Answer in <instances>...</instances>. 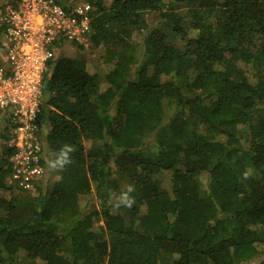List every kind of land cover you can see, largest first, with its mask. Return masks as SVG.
<instances>
[{"label": "trees", "instance_id": "trees-1", "mask_svg": "<svg viewBox=\"0 0 264 264\" xmlns=\"http://www.w3.org/2000/svg\"><path fill=\"white\" fill-rule=\"evenodd\" d=\"M86 1L112 68L50 61L39 126L58 177L20 197L0 155V264H264V0Z\"/></svg>", "mask_w": 264, "mask_h": 264}, {"label": "built area", "instance_id": "built-area-1", "mask_svg": "<svg viewBox=\"0 0 264 264\" xmlns=\"http://www.w3.org/2000/svg\"><path fill=\"white\" fill-rule=\"evenodd\" d=\"M97 9L87 2L11 0L0 4V155L8 157L5 184L34 193L46 175L39 121L44 78L54 52L81 44Z\"/></svg>", "mask_w": 264, "mask_h": 264}, {"label": "rangeland", "instance_id": "rangeland-1", "mask_svg": "<svg viewBox=\"0 0 264 264\" xmlns=\"http://www.w3.org/2000/svg\"><path fill=\"white\" fill-rule=\"evenodd\" d=\"M8 1H11V0H0V4L4 2H8ZM70 1L72 0H66L67 3ZM74 1L87 2L86 0H74ZM102 3L104 7H109L111 0H102ZM96 14H97V11L95 13V16ZM144 17L147 23L149 24L150 29L160 27V24H162L160 15L157 12H147L144 14ZM166 27L168 26L162 24L160 28H162L163 31L165 30L167 34H170V32L168 31ZM169 36H172V35H169ZM135 40L139 42L140 38L137 37ZM60 55L71 56V57L78 59L79 65L82 66L84 69H86L90 74H98L99 76H104L112 68L111 64L106 63L98 58V54L95 48L91 45V43L87 39H85L81 44H79V46L68 45L66 47H62L61 49L55 50L53 59ZM250 75H251V72L248 73L249 77ZM40 129H41L40 132L43 135V138L45 140L44 136L46 134L47 129L44 126L41 127ZM46 156H47V161H46L47 169H46V176L43 178V181H42V187L45 191L49 192L53 186V182L56 181L58 177L57 173L60 168L59 161L61 160V158L55 155L48 154L47 150H46ZM0 164H4L1 156H0ZM159 177L162 181L163 188L166 189L168 193H170L171 191L170 190L171 189L170 173L162 172ZM198 180H199V186H200V193L203 196L205 194L206 187L208 186L209 181H210L208 173L203 172L199 176ZM117 181L119 185H122L124 182V180L121 178H117ZM17 194L23 198H27L33 195V193H22V192H18ZM119 198L120 196L114 197V199L112 200L113 207H117V205L122 204ZM91 204H93L94 207L96 206V197H95V192L93 190H91V192L86 195L80 196L79 201H78V205L80 209H84ZM121 213L124 217L127 218L125 213L123 212ZM102 224L103 223L101 220L99 225H102ZM19 258H20L19 261L21 264H29V261L24 259V257L19 256ZM37 264H43V263L38 262ZM242 264H252V263L249 262V263H242Z\"/></svg>", "mask_w": 264, "mask_h": 264}, {"label": "clouds", "instance_id": "clouds-1", "mask_svg": "<svg viewBox=\"0 0 264 264\" xmlns=\"http://www.w3.org/2000/svg\"><path fill=\"white\" fill-rule=\"evenodd\" d=\"M133 191V189L131 188V186H129L127 188V191L125 193H123L121 196H120V202L121 203H124L126 206H131L132 203H134V200L132 198H130L129 194Z\"/></svg>", "mask_w": 264, "mask_h": 264}]
</instances>
